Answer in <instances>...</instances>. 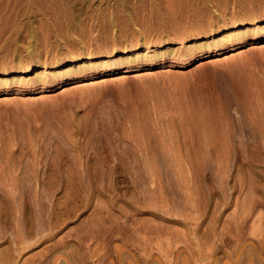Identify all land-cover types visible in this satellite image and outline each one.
Instances as JSON below:
<instances>
[{"label":"rangeland","instance_id":"1","mask_svg":"<svg viewBox=\"0 0 264 264\" xmlns=\"http://www.w3.org/2000/svg\"><path fill=\"white\" fill-rule=\"evenodd\" d=\"M260 18L264 0H0V72L38 65L0 90V264H264V42L173 57ZM166 43L116 79L36 81Z\"/></svg>","mask_w":264,"mask_h":264},{"label":"bare ground","instance_id":"2","mask_svg":"<svg viewBox=\"0 0 264 264\" xmlns=\"http://www.w3.org/2000/svg\"><path fill=\"white\" fill-rule=\"evenodd\" d=\"M214 33L210 37L191 38L188 42H193L194 44L192 46L189 45L188 48L186 46L173 55V57L178 59L177 63L184 67L213 56H220L222 55L224 46L228 44L230 45V50L233 51L238 45L243 43L264 42V18L251 19L246 23H239L218 33ZM166 45L167 47L162 53L156 52L152 56L147 54L150 52L147 48L141 49L139 47H134L130 51H115L111 57L106 56L103 59L87 57L83 63H80L83 60L82 57L75 56L64 62L56 63L52 67L51 74H45L44 71H40L36 75V81L51 83L62 75L57 70H63L64 76H74L72 79H68V83L65 84L70 83L69 85H74V87H82L87 85V83L89 85H95L105 77H111L112 79L118 78L119 76H114L117 73V75H121L141 67H154L156 65L153 61L154 58L172 55L170 51L172 50V44L166 43ZM139 51H142V53L140 55L136 54ZM198 52L199 54L195 55ZM120 65L123 67L117 68ZM37 69L38 65L35 64L16 72H0V90L8 87L7 85L11 83L29 82V77L27 76L34 73ZM90 74L93 75L92 78L85 80V76L88 77ZM17 79L21 80L17 81Z\"/></svg>","mask_w":264,"mask_h":264}]
</instances>
